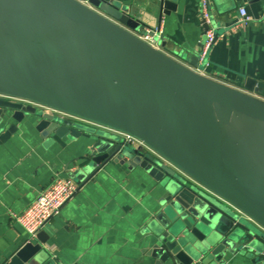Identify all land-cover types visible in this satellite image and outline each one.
<instances>
[{
	"label": "crops",
	"instance_id": "0c3cea01",
	"mask_svg": "<svg viewBox=\"0 0 264 264\" xmlns=\"http://www.w3.org/2000/svg\"><path fill=\"white\" fill-rule=\"evenodd\" d=\"M105 1L152 14L147 0ZM207 1L219 22L215 30L224 34L208 52L204 69L194 73L216 86L250 94L244 91L246 80L264 85V0ZM176 4V12L162 17L159 35L165 47L157 50L183 65L176 55L198 52L204 31L197 0ZM241 8L251 23L231 32ZM0 81L35 84L55 96L140 121L159 78L50 6L36 0H0ZM158 93L148 121L151 129L217 173L226 164L229 180L264 202V124L168 82ZM37 123L36 117H27L16 124L14 136L0 141V264H10L29 242L13 216L26 210L56 177L69 178L89 153L87 133L74 142L64 140L62 148L44 140L35 130ZM81 126L97 129L90 122ZM77 188L43 230L51 261L157 264L148 255L152 237L147 228L163 192L147 174L110 161Z\"/></svg>",
	"mask_w": 264,
	"mask_h": 264
},
{
	"label": "water",
	"instance_id": "95a60500",
	"mask_svg": "<svg viewBox=\"0 0 264 264\" xmlns=\"http://www.w3.org/2000/svg\"><path fill=\"white\" fill-rule=\"evenodd\" d=\"M36 1L107 40L147 67L159 81L140 121L55 96L35 84L0 81V141L14 136L17 123L34 116L38 119L36 132L62 148L64 140L74 142L82 132L87 133L89 153L69 174L78 187L110 161L140 168L163 192L160 209L147 228L152 237L148 255L157 264H264V202L233 184L226 164L220 173L205 167L159 136L148 122L158 92L168 82L217 108L264 124V85L246 80L244 91L252 96L216 86L194 73L207 64L210 50L199 64L203 43L198 52L181 51L176 55L184 67L141 40L146 34L158 48L165 47L159 35L162 17L176 12L177 0H147L151 15L105 0ZM207 16L208 23L201 21L203 36L210 27L215 30L219 26L210 6ZM221 34L223 29L213 31L211 48ZM88 122L97 129L81 126ZM126 134L143 145L125 142ZM46 242L47 236L40 232L36 243L25 244L10 264H55L43 247Z\"/></svg>",
	"mask_w": 264,
	"mask_h": 264
},
{
	"label": "built area",
	"instance_id": "2783aa9c",
	"mask_svg": "<svg viewBox=\"0 0 264 264\" xmlns=\"http://www.w3.org/2000/svg\"><path fill=\"white\" fill-rule=\"evenodd\" d=\"M200 18L207 23L209 18L207 16V10L209 3L207 0H200ZM238 18L232 25L230 31L235 32L246 28L251 23V18L247 16L246 11L241 8L238 10ZM206 40L202 44L200 62H202L211 49V45L214 41L213 30H208L205 35ZM149 46L157 49V44L152 41L146 34L140 38ZM252 95V94H250ZM253 96V95H252ZM10 100H17L16 98L1 96ZM125 142H130L138 146L143 144L134 138L133 136L126 134L123 135ZM78 192L76 183L69 178L56 177L52 184H50L36 199L27 207L22 213L13 216L15 223L23 228L28 236L29 242H34L37 239V235L46 228V225L52 221L55 217L59 216L63 206L69 202L72 197Z\"/></svg>",
	"mask_w": 264,
	"mask_h": 264
}]
</instances>
